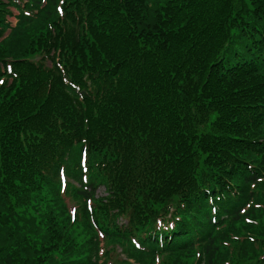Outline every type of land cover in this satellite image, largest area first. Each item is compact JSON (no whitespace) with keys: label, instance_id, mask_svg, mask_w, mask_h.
<instances>
[{"label":"trees","instance_id":"obj_1","mask_svg":"<svg viewBox=\"0 0 264 264\" xmlns=\"http://www.w3.org/2000/svg\"><path fill=\"white\" fill-rule=\"evenodd\" d=\"M0 80V264H264V0H0Z\"/></svg>","mask_w":264,"mask_h":264},{"label":"rangeland","instance_id":"obj_2","mask_svg":"<svg viewBox=\"0 0 264 264\" xmlns=\"http://www.w3.org/2000/svg\"><path fill=\"white\" fill-rule=\"evenodd\" d=\"M18 12L16 11V10H14V16H11V17H9V21H11V23H12V27H14L15 25H16V23H17V19H16V17H15V15L17 14ZM10 31H8V33H9ZM99 195H104V191H100L99 192Z\"/></svg>","mask_w":264,"mask_h":264},{"label":"snow or ice","instance_id":"obj_3","mask_svg":"<svg viewBox=\"0 0 264 264\" xmlns=\"http://www.w3.org/2000/svg\"><path fill=\"white\" fill-rule=\"evenodd\" d=\"M56 11H61V9L58 7L57 9H56ZM8 71L10 72L11 71V68H9L8 69ZM3 83V80H0V84H2ZM64 179V177H63V174L61 173V180H63Z\"/></svg>","mask_w":264,"mask_h":264}]
</instances>
